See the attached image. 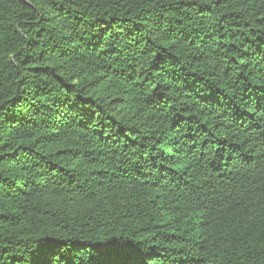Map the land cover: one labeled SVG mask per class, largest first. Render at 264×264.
Masks as SVG:
<instances>
[{
	"label": "trees",
	"instance_id": "16d2710c",
	"mask_svg": "<svg viewBox=\"0 0 264 264\" xmlns=\"http://www.w3.org/2000/svg\"><path fill=\"white\" fill-rule=\"evenodd\" d=\"M0 35V264H264V0H4Z\"/></svg>",
	"mask_w": 264,
	"mask_h": 264
},
{
	"label": "snow or ice",
	"instance_id": "6c2138e0",
	"mask_svg": "<svg viewBox=\"0 0 264 264\" xmlns=\"http://www.w3.org/2000/svg\"><path fill=\"white\" fill-rule=\"evenodd\" d=\"M3 2L4 0H0V4ZM204 2L211 3V0H204ZM253 2L254 0H249V3ZM30 4L31 0H29V6ZM73 39L79 41L80 38L73 37ZM3 41L4 37L0 35V44H3ZM72 47L74 52L77 45L74 44ZM79 47H85V44L81 43ZM162 47H169V45ZM168 58L163 57V59ZM133 75L139 74L133 69ZM153 87L155 88L156 85L153 84ZM150 96L152 99L148 101L149 103L159 104L154 94L150 93ZM74 108L75 103H71L70 110ZM261 110L264 111V107ZM261 118L264 119V117ZM261 219L264 221V209L261 210ZM35 239L36 243L27 264H147L150 258L139 242H133L130 238L121 240L118 236L106 237L89 243L71 242L67 238L60 241L44 236H37Z\"/></svg>",
	"mask_w": 264,
	"mask_h": 264
}]
</instances>
